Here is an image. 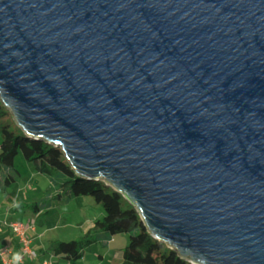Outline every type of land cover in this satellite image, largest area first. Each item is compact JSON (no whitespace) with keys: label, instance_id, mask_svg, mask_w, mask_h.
<instances>
[{"label":"water","instance_id":"obj_1","mask_svg":"<svg viewBox=\"0 0 264 264\" xmlns=\"http://www.w3.org/2000/svg\"><path fill=\"white\" fill-rule=\"evenodd\" d=\"M0 98L195 264H264V0H0Z\"/></svg>","mask_w":264,"mask_h":264},{"label":"trees","instance_id":"obj_2","mask_svg":"<svg viewBox=\"0 0 264 264\" xmlns=\"http://www.w3.org/2000/svg\"><path fill=\"white\" fill-rule=\"evenodd\" d=\"M1 169L12 167L20 152L33 169L45 175L51 187L39 200L28 204L34 210L47 212L52 203L76 196L94 197L101 203L103 215L94 219L86 233L78 240L74 255L66 252L69 264L82 258L93 242L107 245L117 232L127 234L121 248L120 264H195L179 254L176 248L154 237L142 220L136 206L104 179H87L76 174L61 146L45 139L29 137L14 121L11 110L0 98ZM60 241L51 243V251L61 254Z\"/></svg>","mask_w":264,"mask_h":264},{"label":"rangeland","instance_id":"obj_3","mask_svg":"<svg viewBox=\"0 0 264 264\" xmlns=\"http://www.w3.org/2000/svg\"><path fill=\"white\" fill-rule=\"evenodd\" d=\"M3 151L4 149L0 144V157L3 154ZM16 174L23 180L22 186H19L18 181L15 180L14 176ZM24 183L29 185V190H32L33 192L42 191L43 193L52 185L50 180L45 175L35 171L32 165L26 161L22 153L19 152L15 156L12 167L0 168V208L2 199L6 198L11 203L16 199L17 194H19V199H22L25 202L29 200L33 201L35 199L32 198V196L29 197L27 193L28 189L25 190L21 188ZM2 207H4L2 212L5 213L6 206L2 205ZM9 214L13 215L14 218L25 221L26 223L33 220L39 230H44L42 239L46 241V244L49 240L57 237L60 240V245L63 249L61 257L59 258L63 259H60L62 263L67 261V263L64 264H69V259L65 256V253L68 252L71 255H74L78 240L86 233L94 219L103 215V208L101 203L96 201L94 197L87 195L76 196L68 200L54 202L49 206L47 212L44 211V208L34 210L31 207L25 206L23 209H15V211H11ZM123 236H125L126 240L123 239ZM126 243L127 234L125 232L117 233L113 240L110 241V245L117 247H122ZM47 247H50L51 251V244L47 245ZM107 247L108 245H102L100 242L91 243L85 249L84 254H87L86 259H75L76 264L92 263L93 257H91L90 254L95 255L99 252L104 253V251L107 250Z\"/></svg>","mask_w":264,"mask_h":264},{"label":"crops","instance_id":"obj_4","mask_svg":"<svg viewBox=\"0 0 264 264\" xmlns=\"http://www.w3.org/2000/svg\"><path fill=\"white\" fill-rule=\"evenodd\" d=\"M12 175H13V173H12ZM14 177H15V180L18 181L19 186H22L23 180L21 179V177L17 176V174ZM21 188L25 189V190L28 189L27 193H28L29 197L32 196V198H35L34 200H39L43 195L42 191L33 192L32 190H29V185H27L26 183H24L23 187H21ZM84 199H87V198H84ZM30 202H32V201L29 200V201L25 202L22 199H19V194L16 195V199L11 203L6 198L1 200L0 244L2 246H7L11 250L12 254H16L20 251V244L16 238L15 233L11 229V227L8 226L7 224H5L4 221H6V220L10 221V220L18 219V218H14L13 215H10L9 212L15 211V209L21 210L25 206L27 207ZM2 205L6 206L5 213L2 212V210H4L3 209L4 207H2ZM28 224H35V222L32 220V221H29ZM117 233H119V232H117ZM117 233H114L112 235L110 241L113 240V238L115 237V235H117ZM43 234H44V230L43 229L39 230L37 225H35L34 229H32L30 227L28 228L27 235L31 239V245L36 250L37 253L35 256H30V255L26 254L24 256L23 260L19 264H41L43 260H48L51 264L67 263V261H64L62 263L61 260H63V259L59 258V257H61V254H54L50 251V247L49 248L47 247V245H50L53 241H56V240L60 241V240L57 237H55L54 239L49 240L48 243L46 244V241L42 239ZM123 239L126 240L125 236H123ZM110 241L108 242L107 250L104 251V253L99 252L95 255L90 254V256L93 257L92 263H90V264H120V261H121V252L120 251L124 245L122 247L121 246L120 247L112 246V245H110ZM86 257H87V254H84V256L82 258L86 259ZM0 264H2L1 260H0Z\"/></svg>","mask_w":264,"mask_h":264},{"label":"built area","instance_id":"obj_5","mask_svg":"<svg viewBox=\"0 0 264 264\" xmlns=\"http://www.w3.org/2000/svg\"><path fill=\"white\" fill-rule=\"evenodd\" d=\"M5 224L11 227L16 235V238L20 244V251L16 254H12L11 250L7 246L0 244V260L2 264H19L26 254L30 256L36 255V250L31 245V239L27 235L28 228H35V224H28L23 220H6ZM41 264H51L48 260H43Z\"/></svg>","mask_w":264,"mask_h":264}]
</instances>
